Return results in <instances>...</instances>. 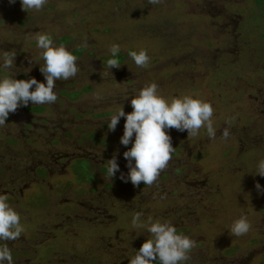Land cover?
I'll list each match as a JSON object with an SVG mask.
<instances>
[{
	"label": "rangeland",
	"instance_id": "rangeland-1",
	"mask_svg": "<svg viewBox=\"0 0 264 264\" xmlns=\"http://www.w3.org/2000/svg\"><path fill=\"white\" fill-rule=\"evenodd\" d=\"M38 34L83 51L77 75L57 81L55 103L18 107L0 127V194L24 228L5 242L13 264H129L150 236L133 229L138 212L195 241L183 264H264V194L255 187H264L255 174L264 160V0H48L28 13L20 0H0V56L17 54L0 76L46 83ZM113 45L126 56L111 75ZM140 50L150 57L145 67L129 56ZM151 83L169 103L210 102L217 135L210 140L206 125L196 136L168 130L167 167L152 185L134 187L120 179L131 147L120 143L125 118L115 131L107 120L122 107L130 113ZM114 156L120 172L111 180ZM78 158L89 160L93 180L77 182ZM242 215L250 229L237 237L230 228Z\"/></svg>",
	"mask_w": 264,
	"mask_h": 264
},
{
	"label": "clouds",
	"instance_id": "clouds-1",
	"mask_svg": "<svg viewBox=\"0 0 264 264\" xmlns=\"http://www.w3.org/2000/svg\"><path fill=\"white\" fill-rule=\"evenodd\" d=\"M16 0H9L14 4ZM48 0H20L22 10L40 11ZM160 0H149L150 4H158ZM37 47L41 49V58L44 61L40 72L45 82L35 77L29 79H15V75L0 76V127L4 126L10 113L18 107L53 104L57 101V81L68 80L75 77L79 71L77 57L63 44L56 45L48 34H38ZM86 46V42H85ZM120 49L118 45L110 48L112 57H117ZM15 52L4 51L0 56V69L11 70L15 66ZM129 56L138 67L147 66L150 57L146 50L129 52ZM118 59L107 61L109 73L111 69L119 68ZM30 71V70H29ZM132 111L125 113L123 107L107 120L109 131H115L121 117L125 118L121 145L131 147L123 153L127 161V176L121 174L120 179L130 181L134 187L141 182L152 185L160 172L168 165L175 152L172 138L168 130L187 131L188 136H196L199 130L206 125L207 135L214 140L217 135L211 117L213 106L210 102L194 99L191 96L173 98L169 103L159 94L158 85L151 83L145 85L130 101ZM234 119V117H233ZM229 127H225L221 136L224 140L230 137ZM120 172L117 158L108 160L107 177L111 180ZM264 177V160L256 165V173ZM259 193L264 194V187L259 183L255 185ZM142 213H137L132 219L133 229H146L149 238L130 259L129 264H183L189 259L188 253L195 246L190 237L179 234L176 227L169 221L155 220L151 217L141 222ZM250 229L246 216H240L231 225L230 231L239 237ZM24 231L21 224L20 213L8 202L7 194H0V264H13L10 248L6 241H15Z\"/></svg>",
	"mask_w": 264,
	"mask_h": 264
},
{
	"label": "trees",
	"instance_id": "trees-1",
	"mask_svg": "<svg viewBox=\"0 0 264 264\" xmlns=\"http://www.w3.org/2000/svg\"><path fill=\"white\" fill-rule=\"evenodd\" d=\"M60 41H65V39H60ZM82 51H83V49L78 48L75 52H73V54L74 55H79V54L82 53ZM125 56H126L125 54H122V53L119 52L117 57H112L110 55L108 57V60L109 59H112V58H116V59H118L119 63H122L124 61ZM30 109H31L30 111H33V112H35V111L36 112H41L42 110H44V108H43L42 105H40V106L38 105V106H35L33 108H30ZM92 138H93L92 140L95 139L94 136ZM99 142H104V140L103 141H101V139L95 140V143H99ZM72 167H73V173L79 179L82 178V180H85V179L90 180V178H91L90 177V175H91V172H90V162L87 159H84V158L81 159V158H79L76 161L75 165H73ZM105 172L107 173V171H105ZM140 185L141 186H144L143 182H141ZM108 187H110V186H108ZM120 264H125V263H120Z\"/></svg>",
	"mask_w": 264,
	"mask_h": 264
},
{
	"label": "flooded vegetation",
	"instance_id": "flooded-vegetation-1",
	"mask_svg": "<svg viewBox=\"0 0 264 264\" xmlns=\"http://www.w3.org/2000/svg\"><path fill=\"white\" fill-rule=\"evenodd\" d=\"M13 141V143H15L16 141L15 140H12ZM79 159V158H78ZM89 161V160H88ZM0 165H2V164H0ZM45 165V164H44ZM43 166V165H42ZM42 168H44L45 169V166H43ZM5 169V168H4ZM46 170H47V168H46ZM5 171H6V169H5ZM90 172H91V169H90ZM75 175V174H74ZM1 177V176H0ZM90 180H87V179H85V180H82V178L81 179H79L77 182H89V181H91V180H93V175H92V172H91V175H90ZM3 178V177H2ZM1 180V179H0Z\"/></svg>",
	"mask_w": 264,
	"mask_h": 264
}]
</instances>
